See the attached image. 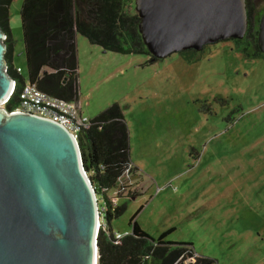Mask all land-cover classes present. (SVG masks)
Returning a JSON list of instances; mask_svg holds the SVG:
<instances>
[{"label":"rangeland","instance_id":"rangeland-1","mask_svg":"<svg viewBox=\"0 0 264 264\" xmlns=\"http://www.w3.org/2000/svg\"><path fill=\"white\" fill-rule=\"evenodd\" d=\"M23 2H11L9 27L13 66L29 82ZM76 43L82 111L94 117L118 103L146 173L130 186L140 195L120 200L127 208L113 231L130 232L140 210L136 220L155 239L175 228L167 241L191 242L217 264H264V56L247 58L226 40L196 61L176 53L150 63L79 34Z\"/></svg>","mask_w":264,"mask_h":264},{"label":"water","instance_id":"water-1","mask_svg":"<svg viewBox=\"0 0 264 264\" xmlns=\"http://www.w3.org/2000/svg\"><path fill=\"white\" fill-rule=\"evenodd\" d=\"M156 59L243 39L245 0H135ZM0 27V106L15 79ZM257 46L264 53V15ZM98 200L78 142L60 123L0 108V264H98Z\"/></svg>","mask_w":264,"mask_h":264},{"label":"trees","instance_id":"trees-1","mask_svg":"<svg viewBox=\"0 0 264 264\" xmlns=\"http://www.w3.org/2000/svg\"><path fill=\"white\" fill-rule=\"evenodd\" d=\"M12 1L0 0V27L6 35L7 71L16 81L15 91L4 106L7 111L19 104L18 94L24 84L23 77L13 66L14 41L9 27ZM245 1L247 32L243 39L232 41L247 58H257L264 56L257 46L264 8H258L255 0ZM132 3L133 0H24L20 17L29 82L57 98L78 101V34L105 51L149 56L147 62L150 63L161 60L154 58L146 47L139 31L141 19L135 2L134 7ZM180 53H192L193 61H196L202 51L191 49ZM60 55L61 64L58 63ZM77 142L84 170L93 184L99 206L104 207L105 225L100 227L97 235L98 264H217L214 258L197 255L191 242L167 241L175 228L166 230L157 239L150 236L136 220L140 210L129 221L131 231L119 239L115 237L111 222L125 212L127 205L113 207L107 198V190L115 187L117 178L128 164L132 165L134 178L138 177L130 160L129 129L118 103L95 116L92 127L81 133ZM138 195L132 192L128 200H134ZM181 256L183 260L178 261Z\"/></svg>","mask_w":264,"mask_h":264},{"label":"built area","instance_id":"built-area-1","mask_svg":"<svg viewBox=\"0 0 264 264\" xmlns=\"http://www.w3.org/2000/svg\"><path fill=\"white\" fill-rule=\"evenodd\" d=\"M5 40L6 36L4 38V41ZM6 70H8V66ZM15 70L19 75H21V68H16ZM15 88L16 81L13 83L11 95L15 91ZM18 99L19 104L12 111L8 112L11 114L17 112H27L52 119L64 126L72 134L76 141H78L81 133L92 127L93 118L85 115L76 101H69L47 94L40 90L35 84L25 82V80L23 87L18 94ZM8 100L9 98L4 101L1 106L4 107L8 103ZM134 175L135 174L132 172V165L128 164L121 175L117 178L115 187L107 190V198L112 203L113 207L120 205V200L123 198H125L123 200L129 199L130 186L137 182ZM109 192H111V194H109ZM103 211L104 207L99 206L98 203L99 217L97 232L100 227L105 225ZM126 234H128V232L125 234L115 233V237L119 239Z\"/></svg>","mask_w":264,"mask_h":264},{"label":"crops","instance_id":"crops-1","mask_svg":"<svg viewBox=\"0 0 264 264\" xmlns=\"http://www.w3.org/2000/svg\"><path fill=\"white\" fill-rule=\"evenodd\" d=\"M78 103V105L80 106L81 108V105H80V101H76ZM82 110V108H81ZM85 115H87L84 111H82ZM88 116V115H87ZM89 117V116H88ZM95 117V116H94ZM94 117H90V118H94ZM129 153H130V160H131V163L133 164V166H135V168L137 169V173H138V177H137V181L140 183L143 181V175L146 174L144 172V168L142 166V164L140 163V161L138 160L137 156H135V150L133 148V142L131 140V136H130V132H129ZM139 186V184H138ZM139 192V191H138ZM140 195V193H138ZM138 195V196H139ZM138 222V221H137ZM139 224V222H138ZM140 225V224H139ZM141 227V225H140ZM142 228V227H141ZM113 229V228H112ZM143 229V228H142ZM144 230V229H143ZM145 231V230H144ZM146 232V231H145ZM118 233V232H117ZM148 233V232H147ZM149 234V233H148Z\"/></svg>","mask_w":264,"mask_h":264}]
</instances>
